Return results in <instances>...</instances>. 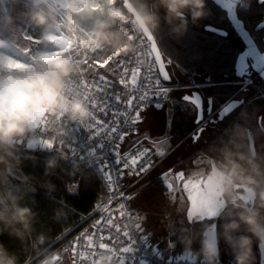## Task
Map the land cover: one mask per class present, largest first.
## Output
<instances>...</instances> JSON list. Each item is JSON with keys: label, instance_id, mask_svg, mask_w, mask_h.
<instances>
[{"label": "trees", "instance_id": "1", "mask_svg": "<svg viewBox=\"0 0 264 264\" xmlns=\"http://www.w3.org/2000/svg\"><path fill=\"white\" fill-rule=\"evenodd\" d=\"M130 1L138 11L157 15L152 32L164 57L184 71L180 82L191 76L196 84H205L201 88L217 105L243 100L222 120H206L204 130L212 128L215 134L193 151L209 154L219 140H224L243 175L258 179L264 171V124L260 123L264 117V87L262 95L252 97L255 87H243L234 75V62L242 42L225 12L211 0H205V15L195 22L188 16L185 28L180 20L166 18L159 0ZM262 10L264 4L249 0V8H239L238 15L246 25L253 24L254 15ZM206 25L227 33L219 35L205 29ZM186 132L185 124H175L171 141L183 140ZM0 195L4 201L0 205V248L14 264H27L51 249L64 231L75 227L82 215L93 210L101 197V186L90 168L71 160L56 146L47 149L12 143L0 145ZM22 210H27L24 215ZM212 221L204 218L187 222L193 234L171 235L173 249L197 247L198 239ZM147 231L151 235V230Z\"/></svg>", "mask_w": 264, "mask_h": 264}, {"label": "built area", "instance_id": "2", "mask_svg": "<svg viewBox=\"0 0 264 264\" xmlns=\"http://www.w3.org/2000/svg\"><path fill=\"white\" fill-rule=\"evenodd\" d=\"M86 3L89 4L88 1ZM84 4H81L80 8ZM90 5L93 9L97 8ZM104 8L101 6L96 10H103V13ZM238 8L248 9L249 0H241ZM64 10L68 9L63 7L62 11ZM62 11L57 13L59 20L51 23L47 32H62L66 37V42L63 41L59 46L56 42H47L49 43L47 49L42 50L35 58L30 57V60L33 61L31 70L36 69L37 62L42 64L40 62L42 55L57 56L59 59L67 60L69 66L78 69L79 72L63 82L62 95L67 100L69 107L74 100L83 101L88 109V115L83 119L72 120L69 113L60 110L47 112L23 137L16 138L13 144L30 147L33 142H51L54 146L62 149L71 160L84 163L85 167L94 172L100 182L101 197L91 212L81 216L75 227L67 229L56 239L51 249L27 264H122V259H126L128 264H188L186 260L182 259L183 255L194 258L197 260V264H220L218 258L209 261L204 255L191 256L183 253L165 252L152 240L144 220L141 218L139 208L132 203V188L126 183V177L139 180L153 167L140 176L130 174L131 167L124 169L122 179L116 174V170L122 169L124 162L130 158L125 156L126 153L137 155L144 148L155 150L150 144L142 141L130 142L129 139L138 130L144 112L150 108H157L152 106V103L158 98L159 89L150 90L153 89L155 81L159 79L160 88L168 89L166 98H164L165 93H159L162 104L165 103L167 94L173 85V83L162 80L149 40L122 5L113 6L108 13L111 15L112 12H120L124 17L123 19L113 17V22H118L124 36V42L114 51H109L108 43L102 39L101 35H97L102 31L96 22L76 23L69 19L65 11ZM79 12L81 11L74 13ZM165 63L168 65L166 59ZM133 72L138 73L135 85L131 83ZM101 75L106 78L107 83L99 80ZM121 79L128 81L127 86L120 83ZM238 82L243 87H255L252 97L263 94L264 81L260 80L256 74L245 76ZM100 85H103L104 91L98 90ZM145 92L149 99L140 101L139 97ZM116 96L120 97V101L115 106L119 108L121 114L113 117L111 107L106 108L107 114L102 112L100 106L102 98H109L111 105ZM130 99L132 100L131 106L127 103ZM139 107L144 108L140 112L141 122H135ZM102 120L105 122L117 120L119 122L118 133L123 134L124 139L121 141L118 134H113L110 139L101 137L99 129L95 133L89 131L92 128H97V123ZM93 134L99 139L106 140L105 147L101 151L113 170L112 191L104 184L102 175L93 167L94 163L99 162L97 153L87 146V141L91 140ZM81 150H83V156H81ZM156 153V150L151 153L153 166L157 160ZM116 160H119L120 163H116ZM121 193L125 198H121ZM110 199L111 205H109ZM119 204L125 206L124 209H121L126 212L123 217L119 212L110 211L117 208ZM105 216L112 220L97 226V221ZM123 233L131 235L123 237ZM143 234H149L147 241L141 238ZM78 237L81 239H77ZM73 245H78V247H73ZM125 247L130 251L123 252Z\"/></svg>", "mask_w": 264, "mask_h": 264}, {"label": "rangeland", "instance_id": "3", "mask_svg": "<svg viewBox=\"0 0 264 264\" xmlns=\"http://www.w3.org/2000/svg\"><path fill=\"white\" fill-rule=\"evenodd\" d=\"M86 1H88L89 4L96 6L98 9H100L101 6H104L105 11L102 13L103 10H96L97 8H95L93 11L84 10L79 13H74L71 12L69 8L68 10H64L66 15L70 20L76 23L96 22L98 25V23L102 22L106 24L107 27L100 29L103 33L101 36L102 39L108 43L109 51H114L124 42V36L119 28L118 22H113V16L108 13L112 10L113 6L117 7L121 5V3L119 0ZM63 7L64 6L60 3H54V0H0V44L3 47L6 45L5 47L12 51L13 57L17 60L33 62L30 60L31 56L35 58L42 50L49 47V43L47 42L50 41L47 40L45 34L51 23L59 20L57 13H61ZM26 37H32L34 39H27ZM165 59L168 62V66L175 83H173L172 88L167 94V99L162 107L150 108L144 112L143 119L138 130L131 135L129 141H142L147 144H151L156 151L160 153L161 151L159 150L158 142H163L165 144V148L171 147L170 136L173 126L175 124H185L187 132L184 139L181 140L183 148H179L180 141L177 143L172 142V144H178V149L175 152L174 159L176 161L195 152L193 150L198 145L214 136L215 130L207 128L201 135H199L198 139H193V133L199 126L194 125L196 118L195 107L191 103L186 102L183 98L191 90H198L203 95L206 104L207 97L209 95L206 91L204 93L200 84H196L191 79V76L187 77L186 82H180L179 79L181 77L184 78V71H180L177 65H172L171 60L168 58L165 57ZM35 67V70L30 71L48 72L52 70L50 66L39 64L38 62ZM6 69L7 70H4L6 72H20L13 67H8ZM78 72V69L70 67L68 75L62 76L63 82ZM26 76L28 75L15 74L8 76L5 79L0 80V84L9 83L14 79ZM220 106L221 105H217V103H213L214 112ZM46 113L47 111L38 117L37 123L46 115ZM201 125L204 124L202 123ZM165 136L167 139H162ZM30 145V147L33 148L38 147L47 149L54 146L51 142H33ZM216 145H219L220 148H225V150L229 152L228 145L224 142V140H219ZM229 157L233 161L230 156V152ZM165 161L167 166L173 163H171V153ZM233 163L235 164L234 161ZM239 174L241 176V180L234 185L233 190L234 196L237 198L236 204L244 206L249 213L256 212L258 222L264 225V199L259 198L260 194H264V183L260 186L253 182H249L251 180L247 179L240 169ZM146 178L147 177L143 178V180ZM258 178H264V171L259 174ZM143 180L141 179V181L132 188V203L139 208L140 215L142 220H144L146 229L151 230L152 240L165 252L172 251L173 253H183L191 256L204 255L202 251V242L204 240L217 242L216 218H213V221L210 222L208 230H204L201 238L198 239L196 243L198 248L192 247V249H173L174 244L171 240H169L171 235L179 232L183 236H188L194 232V230L188 226L187 220L183 218L182 213L176 210V200L180 201L181 198H183L182 187L174 185V183L171 182V178H168V176L164 180H162L161 177L144 182ZM169 183L172 185L171 188L166 187ZM254 185L259 187H257L258 191L255 189L252 193L251 188ZM3 204L4 201L0 195V205ZM242 214L243 213L238 210L231 209L222 219V238L228 255L226 264H236L235 252L237 249H235L233 245L238 243L239 237L248 236L247 225L240 222V216ZM233 221L240 222V228L238 230L226 231L224 225ZM228 237H231V241H229ZM254 237L258 243L260 251V264H264V247L261 246L259 238L256 235H254ZM0 264H14V260L11 257L6 256L1 248ZM250 264H254L253 251Z\"/></svg>", "mask_w": 264, "mask_h": 264}, {"label": "clouds", "instance_id": "4", "mask_svg": "<svg viewBox=\"0 0 264 264\" xmlns=\"http://www.w3.org/2000/svg\"><path fill=\"white\" fill-rule=\"evenodd\" d=\"M128 4V11L132 13L134 23L142 31L148 33L155 26L157 15L150 12L138 11L130 0H125ZM165 10L166 18L180 20L182 26L186 28L187 17L190 16L195 22L205 15V0H159ZM71 11H93L90 4L85 3L82 8L69 5ZM111 16L123 19L120 12H112ZM42 22V21H41ZM98 27H107L104 23H99ZM97 35H103L98 32ZM40 62L51 67L48 72H36L26 77L14 79L9 83L0 84V145L12 144L18 137H23L36 123L38 117L45 111L69 113L72 120L83 119L88 115V109L81 100H74L69 107L65 97L62 95L64 88L62 76H67L70 70L67 60L59 59L57 56H42ZM10 67L23 68L22 64H10ZM215 186L224 190L228 177L223 172H214ZM230 182V181H229ZM264 199V194L261 195ZM27 210H22L21 215ZM240 222L248 226V230L256 235L261 246L264 247V225L258 222L257 213L250 212L240 216ZM240 222L233 221L224 225L226 231L238 230ZM231 241V237H228ZM251 238L249 236L239 237L237 244H234L236 264H250L252 258ZM202 251L206 259L212 261L218 258V243L204 240Z\"/></svg>", "mask_w": 264, "mask_h": 264}, {"label": "crops", "instance_id": "5", "mask_svg": "<svg viewBox=\"0 0 264 264\" xmlns=\"http://www.w3.org/2000/svg\"><path fill=\"white\" fill-rule=\"evenodd\" d=\"M177 67L180 71H182L179 66ZM6 68L8 67L0 66V80L15 74L29 75L36 72H6L4 71V69L7 70ZM201 85L205 84H200V86ZM207 105L208 104L206 101L205 107H207ZM207 118L208 117L205 119ZM194 125L197 124L194 122ZM158 143L159 150L161 151L160 153L167 152V155H157V160L153 168L143 175L139 180L126 177V183L131 185V188H133L141 181V179L143 180L145 177L147 178L144 179L143 182L160 178L161 173H167L171 169L172 171L171 174L168 175V178H171V182L174 183V185L181 186L183 192V198H181L180 201L176 200V210L182 213L183 218L187 220V222L204 218H216L225 204L229 202H237V198L234 196L233 190L234 185H236L241 180V176L239 174L238 167L233 163L229 157V152H227L225 148H220L219 145H216L209 154H203L195 151L186 157L175 161V152L178 149V144H172L171 141V147L165 148V144L163 142L159 141ZM179 146V148H183V143L181 141ZM170 153L171 163H173L167 166L165 160H167ZM181 172L183 173L184 178L182 180H177L176 174ZM214 172H223L228 177V181L225 182L223 191H220L215 186ZM249 182H253L260 186L263 183L260 181ZM257 187L259 186H252V193L255 189L258 191ZM261 195L262 194L259 195V198H261ZM209 226L210 223L206 226L205 231L208 230Z\"/></svg>", "mask_w": 264, "mask_h": 264}, {"label": "snow or ice", "instance_id": "6", "mask_svg": "<svg viewBox=\"0 0 264 264\" xmlns=\"http://www.w3.org/2000/svg\"><path fill=\"white\" fill-rule=\"evenodd\" d=\"M215 2L219 5L222 4L223 0H215ZM240 2V0H236V3H235V6ZM260 3L264 4V0H259ZM235 8V7H234ZM227 10V9H226ZM230 16H231V13H230ZM241 24H243V22L241 21ZM261 26H264V22H262V25ZM27 39H34L32 37H26ZM264 54V53H262ZM159 66H160V74L163 76V79L164 80H169L170 77L167 73V71L164 70V64L161 60V57H160V62H159ZM137 72H133L132 76H131V83L133 85L136 84L137 82ZM238 74H242L240 73L239 71V68H238ZM99 80L102 81V82H106V78L101 75L99 77ZM121 84H124L125 86H127L128 84V81L124 80V79H121L120 81ZM157 89H159V91L157 92V99H155L154 103H152V106L154 107H162L163 104L161 102V98H159V93L160 92H163L165 93V97L166 98V93L168 91V89H163V88H160V80L157 79L155 81V84L153 86V89H150L151 91H156ZM98 90L99 91H104V87L103 85H100L98 87ZM149 97L147 95V92H145L144 95H141L139 97V100L140 101H145V100H148ZM186 102L188 103H192L193 105H195L196 107V110H197V119H196V123L197 125H199L196 129V131L193 133V139L196 140L199 138V135H201L204 131V128L201 127V122L203 121L204 122V114H203V103L199 97L198 94H195L193 93L191 96H188V95H185V97L183 98ZM120 101V97L119 96H116L115 97V101L110 105L109 104V98H102V102L100 104L101 108H102V112H105L106 113V108H109L111 107L113 112V117H116V116H119L121 113H120V110L118 107H116L115 105L118 104ZM128 105L131 106L132 105V100H128ZM240 102H233L232 104H229L225 107H223L220 112L218 113L217 115V119H220L222 120L227 114H229L231 111H233V109L235 107H237L239 105ZM144 108L143 107H139V110L136 112V117H135V122H141V117H140V112L143 111ZM209 111H211V109H209ZM118 121L117 120H110V121H99L97 123V128H92L90 129L89 131L91 133H95L98 129L100 130V136L101 137H108V139H110L113 134H118L119 137H120V140L122 141L124 139V135L123 134H119L118 133ZM260 123L261 124H264V117L260 118ZM114 125H117V126H114ZM162 139H167V137L165 136L164 138ZM105 139H99L96 135H92L91 136V140L90 141H87V146L92 148L96 153H97V156L99 158V162L98 163H94L93 164V167L96 171H98L99 174L102 175L103 177V180H104V184L109 188L110 191H112V184L114 182L113 180V170L111 169L110 165L108 164V162L105 160L103 154H102V149L105 147ZM253 146H254V143H253ZM155 150L154 149H151V148H144L143 151L139 152L137 155H130L129 153H126L125 156H129L130 158L127 159L124 164H123V168L122 169H119V170H116V174L119 175V177L122 179L123 178V174H124V169H128L129 167L132 168V172L130 174H135L137 176H140L141 174L147 172L150 168L153 167V161L151 159V153L154 152ZM157 155H167V152H162V153H156ZM81 156H83V150H81ZM145 157H147V159H145ZM143 161V162H142ZM116 163H120L119 160H116ZM138 168V170H137ZM171 169L167 172V173H161V179L164 180L167 178L168 175L171 174ZM184 178V175L183 173H177L176 174V179L177 180H182ZM166 187L168 188H171L172 185L169 183L166 185ZM121 198H125L124 197V194L121 193ZM112 201L111 199L109 200V205H111ZM124 204H119L117 206V208L115 209H111L110 211L111 212H119L120 216L123 217L126 215V212L124 211H121V209H124ZM121 213H124V215H121ZM109 220H112L111 218H109L108 216H105V217H102L101 220H98L96 225L99 226L101 225L102 223H107ZM141 227V226H140ZM131 234L130 233H123V237L125 236H130ZM141 238L145 241H147L149 239V234H143L141 235ZM77 239H81L80 237H78ZM73 247H78V245H73ZM130 249H128L127 247H125L123 249V252L127 253L129 252ZM86 259V257H84ZM182 259L186 260L188 262V264H197V260H195L194 258L192 257H188V256H185L183 255ZM74 260H75V255H74ZM122 264H128V261L126 259H122Z\"/></svg>", "mask_w": 264, "mask_h": 264}, {"label": "water", "instance_id": "7", "mask_svg": "<svg viewBox=\"0 0 264 264\" xmlns=\"http://www.w3.org/2000/svg\"><path fill=\"white\" fill-rule=\"evenodd\" d=\"M120 1H121V5L124 8V10L127 13H129L133 18L132 13H130L128 11V4H126L125 0H120ZM211 1L215 5L220 7L225 12L227 20L229 21L232 29L234 30L236 35L239 37V39L241 40L242 45H243V48L238 52V54L235 58L234 75L236 77H238L239 79H241L245 76H249L251 74H256L260 78V80L264 81V54H262V53H264V51H261L259 49L255 39L251 35L250 31L246 28L244 21L238 15V7H239V3L241 2V0L236 6H235L236 0H223L221 5L217 4L215 2V0H211ZM257 2L260 3L259 0H257ZM130 3L133 5V3L131 1H130ZM230 13H231V16H230ZM241 21L243 22V24H241ZM262 22H264V20L259 22L256 25L255 29H259L261 27H264V26H261ZM205 29L212 31L214 33H217L219 35H225L227 33L224 29H221V28H218V27H215L212 25H206ZM142 32L150 42V48H151V51L153 53L154 59L156 61L159 74H160L159 62H160V57H161V60L164 64V70L167 71V73L170 77L169 80H164L163 76L160 74L162 80L164 82L171 83L173 76L170 72L168 65L165 63V57L160 50V47L158 45V42H157L152 30L148 33L144 32V31H142ZM238 68H239L240 73H242V74H238ZM193 93L198 94L202 103H203L204 121L206 120L205 117H208L207 120H209L210 122H216L218 120L216 117L223 107H225L229 104H232L233 102H240L239 105L243 102V100H237V99L230 100L229 102L225 103L224 105H222L219 109H217L214 112L212 97H207V104L208 105H207V107H205V99H204L203 95L201 94V92L198 90H193L190 94H187V95L191 96ZM193 106L195 107V105H193ZM237 107H235L233 109V111ZM209 109H211V111H209ZM233 111H231V112H233ZM195 116H196L195 124H197L196 123V119H197L196 107H195ZM202 123H204V122L202 121L201 124ZM200 126L204 128V125H200ZM249 137H250L251 151L254 154L253 139H252L250 131H249ZM231 209L238 210L241 213H243L244 215L249 214V211L244 206H242L240 204L233 203V202H229V203L225 204L223 206V208L220 210V212L218 213V215L216 217V237H217L218 250H219L218 259L220 261V264H226V254H225L223 238H222L221 223H222V219H223L225 213ZM248 234H249V237L251 238L252 245L254 248V253H255L254 264H260V262H259L260 256H259V250L257 247V243L255 241L253 233H251L248 230Z\"/></svg>", "mask_w": 264, "mask_h": 264}, {"label": "bare ground", "instance_id": "8", "mask_svg": "<svg viewBox=\"0 0 264 264\" xmlns=\"http://www.w3.org/2000/svg\"><path fill=\"white\" fill-rule=\"evenodd\" d=\"M54 3H56V4H59L60 3L66 9H69L70 8L69 5H75L76 7L80 8L81 7V4H84L85 3V0H54ZM45 35H46L47 40H49L50 42L51 41L52 42H56V44L58 46L61 45V43L63 41L66 42V37H65V35L62 32H54V33L53 32L52 33L46 32ZM5 46L3 47L0 44V64H1L0 66L1 67L7 66V67L10 68V66H9L10 64H22L25 67H23V68H15V67H13V68L17 69L20 72H26V71H30L32 69L31 68L32 67L31 66L32 62H30V61H20V60H17L16 58L13 57L12 51L10 49L6 48Z\"/></svg>", "mask_w": 264, "mask_h": 264}, {"label": "flooded vegetation", "instance_id": "9", "mask_svg": "<svg viewBox=\"0 0 264 264\" xmlns=\"http://www.w3.org/2000/svg\"><path fill=\"white\" fill-rule=\"evenodd\" d=\"M263 20H264V10L257 11V14L254 15V19L252 22L253 24H247V25L245 24L246 28L250 31L251 35L252 36L254 35L255 38L254 37L253 38L255 39V41H256V43H257V45L261 51H264V27H261L259 29H255V27L259 22H261ZM242 48H243V45H242ZM192 91L193 90H191L188 94H190ZM206 120L204 121V124H205ZM251 181H260V182L264 183V178H258L256 180H251ZM247 232H248V229H247ZM248 236H249V234H248ZM223 244H224V241H223ZM251 247H252V251H253V255H254V261H255V253H254V248H253L252 243H251ZM257 247H258V243H257ZM224 249H225V254H226V259H227L228 255H227V251L225 248V244H224ZM258 250H259V248H258ZM259 256H260V251H259Z\"/></svg>", "mask_w": 264, "mask_h": 264}]
</instances>
